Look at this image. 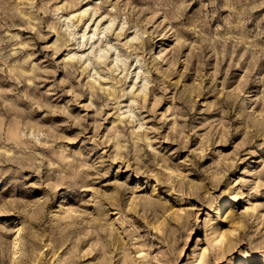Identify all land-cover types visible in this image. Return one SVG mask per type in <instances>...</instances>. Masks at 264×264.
Returning a JSON list of instances; mask_svg holds the SVG:
<instances>
[{"label":"rangeland","instance_id":"rangeland-1","mask_svg":"<svg viewBox=\"0 0 264 264\" xmlns=\"http://www.w3.org/2000/svg\"><path fill=\"white\" fill-rule=\"evenodd\" d=\"M244 256L264 264V0H0V264Z\"/></svg>","mask_w":264,"mask_h":264},{"label":"bare ground","instance_id":"bare-ground-1","mask_svg":"<svg viewBox=\"0 0 264 264\" xmlns=\"http://www.w3.org/2000/svg\"><path fill=\"white\" fill-rule=\"evenodd\" d=\"M107 47H103V48H99V52L102 53V52H107ZM163 55V51L162 49H158V53L155 54V57H159ZM155 183V182H154ZM152 183V186H154L155 184ZM153 193V192H152ZM234 204V200L233 199H227V200H223L221 202H219V206H218V209H217V214H224L225 213V207H228L230 205ZM250 261V258H248L247 256H244V257H237V258H234L232 260H230L229 264H247L249 263Z\"/></svg>","mask_w":264,"mask_h":264}]
</instances>
